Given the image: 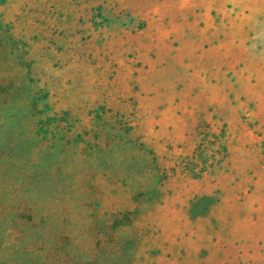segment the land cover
Returning a JSON list of instances; mask_svg holds the SVG:
<instances>
[{"label":"rangeland","instance_id":"rangeland-1","mask_svg":"<svg viewBox=\"0 0 264 264\" xmlns=\"http://www.w3.org/2000/svg\"><path fill=\"white\" fill-rule=\"evenodd\" d=\"M0 264H264V0H0Z\"/></svg>","mask_w":264,"mask_h":264}]
</instances>
